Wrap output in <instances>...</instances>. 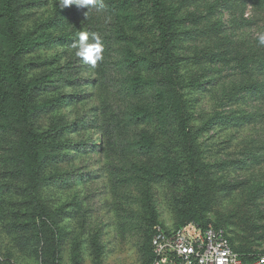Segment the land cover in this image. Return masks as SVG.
<instances>
[{"label": "rangeland", "instance_id": "374dc122", "mask_svg": "<svg viewBox=\"0 0 264 264\" xmlns=\"http://www.w3.org/2000/svg\"><path fill=\"white\" fill-rule=\"evenodd\" d=\"M183 1L207 16L177 34L204 26L218 28L214 42L264 34L253 0ZM102 3L87 11L62 8L63 0H12V26L0 0V264H151L153 232L191 221L224 226L241 257L261 262L264 62L231 80L224 77L240 72L235 60L187 57L168 73L155 63L163 55L148 0ZM81 32L102 38L95 66L76 54ZM240 78L257 89L223 96ZM189 79L195 86H185ZM20 87L26 119L14 96ZM182 101L202 147L190 168L178 131ZM30 169L33 178L22 175Z\"/></svg>", "mask_w": 264, "mask_h": 264}, {"label": "trees", "instance_id": "16d2710c", "mask_svg": "<svg viewBox=\"0 0 264 264\" xmlns=\"http://www.w3.org/2000/svg\"><path fill=\"white\" fill-rule=\"evenodd\" d=\"M12 0H5V10H4V16L6 17L9 25L14 24V17H13V10L10 7V3ZM166 2H168V6H166ZM183 0H148L149 4V10L151 14L153 15V20L156 26V30L158 33V40H159V49L161 54L163 55V60L159 62H155L156 64L164 65V71L168 73L174 74L176 72L177 68V62L180 61L182 58H192L194 60L195 64H200L206 61H212V62H220V60L225 61L226 63H229L230 61H238L236 68L239 69L240 72L236 73H229L228 75H225L224 79L227 80V78H230V80L234 77H241L243 74L245 75L247 71V67L249 63L251 62H264V45H260L258 38L254 40L245 39L246 41H236L233 40V38H228V40H222L223 38L218 39L217 42H214L215 35L217 34L218 28L214 26H204L202 29H196L194 34L192 36H189V32L186 30L181 34H177L176 28L181 26H187V25H194L198 26V19H206L205 17L207 14L204 15H197L194 12H191L187 9V5L184 3ZM255 4L259 6V9L262 10L263 14V22H264V0H253V5ZM182 12L184 15L178 16V14ZM260 21V20H259ZM264 24V23H263ZM185 36V37H183ZM201 38V42L198 43L197 47L193 48L195 50V53H193V49H190L188 47H178L177 43L182 41H195L197 42L198 39ZM252 39V38H251ZM258 42V43H257ZM258 44V45H257ZM200 45L202 46L201 49H203L201 52L197 50L199 49ZM259 46V49H258ZM178 48H184V52H188L187 49L192 50V52H189V55L183 56L178 55L177 49ZM260 60V61H257ZM211 62V63H212ZM232 64V63H231ZM231 64L229 66H231ZM152 66H154L152 64ZM262 69V68H261ZM250 73H252L249 70ZM194 78V77H192ZM264 70H259V120L261 122L264 121V112H262L260 109L264 107ZM221 79V77L219 78ZM136 80V79H135ZM187 85L185 86H195V82L192 81V79H189ZM247 79H239V82L236 83L234 81L233 86L229 88L228 92H225L223 96H229L234 97V93H237V96L240 95L242 90H251L257 89L252 85V83H246ZM213 83V82H212ZM215 83V82H214ZM247 85H246V84ZM134 84H140V80L134 81ZM138 86V85H137ZM24 88H19L20 93L15 94L16 100L20 101V112L19 115L26 119L28 116L29 110H28V104L25 97ZM262 88V89H261ZM263 93V94H261ZM6 94L1 93L0 91V108L3 105V102L6 99ZM181 106L175 110L178 112V117L180 119L179 123V133L181 138V149L184 155V158L186 159L188 163V167H192V164L196 162L195 157V151L196 149H202L200 143L195 138L194 132L190 131L191 128L188 124L189 122V116L186 113V110L183 108H187L188 103H185L182 101ZM0 111H3L0 109ZM261 111V112H260ZM226 114L215 112V118L221 119L222 121H226ZM259 149H264V139L259 141ZM31 153V152H30ZM33 156V154H32ZM34 157H32L33 159ZM34 169H30L29 172H23V176L29 177L32 176ZM38 175V172H34V176ZM33 178V176H32ZM185 224V223H184ZM202 226H208L207 224L203 223L201 221ZM216 227H223L222 225H212ZM177 228V227H176ZM226 229V228H225ZM227 230V229H226ZM228 232V230H227ZM229 234V232H228ZM229 239L231 242V245L233 249L237 252V250L234 247L231 235L229 234ZM150 250H151V239H150ZM238 253V252H237ZM239 254V253H238ZM240 255V254H239ZM241 256V255H240ZM244 261L250 262L251 260H247L243 256L241 257ZM153 262V255L151 250V264Z\"/></svg>", "mask_w": 264, "mask_h": 264}, {"label": "built area", "instance_id": "2783aa9c", "mask_svg": "<svg viewBox=\"0 0 264 264\" xmlns=\"http://www.w3.org/2000/svg\"><path fill=\"white\" fill-rule=\"evenodd\" d=\"M151 250L152 264H250L233 249L225 228L195 221L172 229L158 227Z\"/></svg>", "mask_w": 264, "mask_h": 264}, {"label": "clouds", "instance_id": "9594fccd", "mask_svg": "<svg viewBox=\"0 0 264 264\" xmlns=\"http://www.w3.org/2000/svg\"><path fill=\"white\" fill-rule=\"evenodd\" d=\"M73 4L77 7L87 8V11L90 10V6L103 7L102 0H63L62 8ZM259 44L264 45V34L259 36ZM102 53L103 43L98 33L81 32L79 34L76 54L80 59L95 66L102 59Z\"/></svg>", "mask_w": 264, "mask_h": 264}, {"label": "water", "instance_id": "95a60500", "mask_svg": "<svg viewBox=\"0 0 264 264\" xmlns=\"http://www.w3.org/2000/svg\"><path fill=\"white\" fill-rule=\"evenodd\" d=\"M259 264H264V262H261V263H259Z\"/></svg>", "mask_w": 264, "mask_h": 264}]
</instances>
